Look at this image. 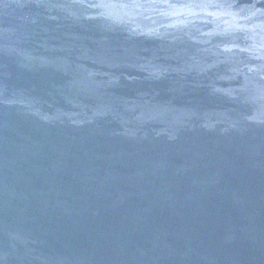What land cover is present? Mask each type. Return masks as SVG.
<instances>
[{
  "label": "water",
  "instance_id": "water-1",
  "mask_svg": "<svg viewBox=\"0 0 264 264\" xmlns=\"http://www.w3.org/2000/svg\"><path fill=\"white\" fill-rule=\"evenodd\" d=\"M0 264H264V0H0Z\"/></svg>",
  "mask_w": 264,
  "mask_h": 264
}]
</instances>
